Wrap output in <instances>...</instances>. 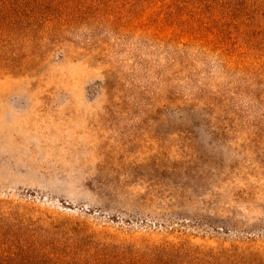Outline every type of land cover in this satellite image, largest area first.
I'll use <instances>...</instances> for the list:
<instances>
[{"label":"rangeland","instance_id":"obj_1","mask_svg":"<svg viewBox=\"0 0 264 264\" xmlns=\"http://www.w3.org/2000/svg\"><path fill=\"white\" fill-rule=\"evenodd\" d=\"M0 13L42 16L0 71V257L264 264V0Z\"/></svg>","mask_w":264,"mask_h":264},{"label":"trees","instance_id":"obj_2","mask_svg":"<svg viewBox=\"0 0 264 264\" xmlns=\"http://www.w3.org/2000/svg\"><path fill=\"white\" fill-rule=\"evenodd\" d=\"M42 16L36 14H13L0 13V71L9 70L8 66H16L21 54L25 51L26 45L21 42L29 40L30 33L39 28V21ZM53 19L55 17H52ZM50 23V22H48ZM34 40V39H32ZM31 40V41H32ZM29 41V42H31ZM4 68V69H3ZM25 243L27 241H24ZM21 247H24L21 245ZM99 246L91 247V251L81 254H66L56 249H41L38 242L32 243L29 249L39 250V261L30 262V256H15L11 252L0 257V264H120L123 263L118 255L113 257L112 253H104V250L97 249ZM103 247V246H101ZM178 260V258H177ZM172 263L171 261H168ZM128 264H136L134 262ZM137 264H163L159 258L148 259L144 263ZM166 264V263H164Z\"/></svg>","mask_w":264,"mask_h":264}]
</instances>
